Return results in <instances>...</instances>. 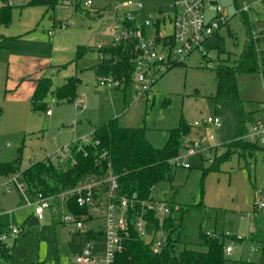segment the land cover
<instances>
[{"label": "rangeland", "instance_id": "1", "mask_svg": "<svg viewBox=\"0 0 264 264\" xmlns=\"http://www.w3.org/2000/svg\"><path fill=\"white\" fill-rule=\"evenodd\" d=\"M87 1L62 0L54 7L30 4V0L8 2L11 21L8 25L0 22V162L21 157V167L26 168L49 157L65 166L72 157V146H80L87 136L92 138L94 127L113 118L121 126L144 127L148 139L163 147L169 130L185 120L190 131L181 138L180 156L186 152L185 145L195 139L213 146L208 156L187 157L188 168L175 164L173 180L157 184L155 196L166 197L184 209L182 246L204 249L203 234H217L224 236L225 247L233 246L227 254L228 264H258L256 259L264 252V216L254 207L259 190L264 188V150L246 159L233 153L219 168L211 165L216 155L226 150L224 145L239 135L243 112L252 111L255 117L261 114L264 0H218L227 23L209 38L210 56L193 52L184 64H175L158 77L144 96L134 84L105 87L92 67L100 61L97 45L112 43V9L116 4L119 13L134 9L139 0H129L128 5L120 0ZM142 1L140 18L170 11L173 0ZM2 4L0 0V7ZM215 12L214 5L206 8L208 16ZM164 27L168 32L173 29L169 21ZM251 31L259 70L237 72L240 103L217 98L214 68L218 63L238 64ZM79 45L88 47L87 55L75 60ZM68 74L82 77L75 100L50 94L46 101L52 112L48 113V108L34 110V81L23 78L52 76L57 86ZM210 115L219 116L221 126L204 124ZM250 125L246 122V128ZM211 132L214 140L207 139ZM18 184H24V189H18ZM29 199L33 193L19 172L0 179V222L6 230L11 225L23 229L6 240L13 252L11 257L0 255V264H71L87 240L93 242L95 252L103 250V203L86 216L92 234L87 228L63 222L52 208L43 218L32 215Z\"/></svg>", "mask_w": 264, "mask_h": 264}, {"label": "trees", "instance_id": "2", "mask_svg": "<svg viewBox=\"0 0 264 264\" xmlns=\"http://www.w3.org/2000/svg\"><path fill=\"white\" fill-rule=\"evenodd\" d=\"M1 1L3 4L0 7V22L8 25L11 21L9 0ZM60 2L62 0H30L29 3L54 7ZM86 51H88L86 45H79L75 60L83 58ZM96 51H103L106 54L104 59L92 64L98 76L113 74L125 85L131 83L134 69V52L131 44H128L125 49L122 45L117 47L104 45ZM214 70L218 81L216 97L230 98L236 103H240L237 72L259 70L252 31L241 53L239 63H218ZM32 79L35 81V89L31 98L34 110L47 109L46 99L50 94L55 95L58 99L75 100L78 87L82 82V78L76 74L67 75L63 82L57 86H54L52 76H39ZM254 119L252 111L243 112L239 135L224 145L226 150L221 155H216L211 168H219L220 164L233 153H238L246 159L264 149L259 144L240 137L247 130L246 122H252ZM189 131L190 125L182 120L177 127L169 130L170 136L166 144L163 147H157L146 136L144 127L121 126L117 119L113 118L94 127L92 136L99 139L100 143L74 145L72 157L65 166L58 165L51 158L45 157L22 168L21 157H18L0 162V177L19 172L33 194L38 189L47 193H58L78 185L91 174L105 175L107 160L102 157V153L107 150L111 154L114 172L119 175V191L128 194L137 192L140 196L141 210L142 201H151L156 198L157 184L173 180V166L170 159L179 154L181 138ZM68 208L77 214L88 212V208L80 206L75 197L68 200ZM148 216L151 221L148 229L151 231L154 227H158L159 219L153 211H148ZM183 216L184 209L178 207L177 209L173 208L172 213L166 217L165 228L169 235L167 244L161 251H155L151 242L139 236L132 222L131 233L125 238L126 247L117 253L113 264H228L229 258L225 252L224 236L204 233V249L189 247L186 244L181 245ZM5 230V226L0 224V234ZM12 249L13 246L0 239V255L11 257ZM258 263L264 264V257H261Z\"/></svg>", "mask_w": 264, "mask_h": 264}, {"label": "built area", "instance_id": "3", "mask_svg": "<svg viewBox=\"0 0 264 264\" xmlns=\"http://www.w3.org/2000/svg\"><path fill=\"white\" fill-rule=\"evenodd\" d=\"M122 4H130L129 0H120ZM11 3V0H9ZM90 4V0L86 2ZM214 5L215 14L208 16L206 8ZM264 5V3H263ZM143 8V1L136 2V8L125 9L118 12V4L112 9L113 32L112 47L122 45L125 49L131 44L134 52V69L130 84H134L139 94L144 96L151 90L152 85L170 67L178 63H185L186 58L193 52L199 51L203 56H210L208 40L218 32L219 28L227 23L224 7L218 0H173L170 11H162L157 16L140 18L139 12ZM169 21L173 29L165 30ZM64 26L65 23L61 22ZM50 34L54 30H49ZM104 45H97L98 48ZM99 52V58L104 59L106 54ZM100 84L108 88H116L125 84L113 74L99 76ZM54 100V97H53ZM75 105L79 103L75 101ZM261 114L256 117L240 136L247 141L259 144L264 148V100L261 102ZM51 113V109H47ZM204 124L221 126V118L210 115ZM200 125V122H196ZM207 139L214 140L215 134L209 133ZM99 144L100 140L93 136H87L80 144ZM213 145H206L200 139L190 141L185 145L186 152L183 156L178 154L170 159L172 166L181 165L190 167L187 157L196 154L208 156ZM73 147V146H72ZM264 150V149H263ZM102 157L107 160V172L103 176L91 174L78 185L60 191L58 193H47L38 189L33 194V199L28 204L34 206V213L43 218L47 209H53L55 213L61 214V220L65 223H73L76 228H87L94 234L92 228L88 227L86 216L92 215V211L103 203L105 227L101 231L104 235L103 250L95 252L93 242L87 240L84 246L76 253L71 264H113L118 252L125 249V238L130 235L132 222L138 235L151 242L155 251H161L168 241V231L165 228L166 217L172 213L173 204L167 198H155L151 201H142L140 210V196L137 192L132 194L121 193L119 175L114 172L111 154L104 150ZM18 189L23 190L24 184H18ZM104 187V190H103ZM76 198L80 206H86L88 212L77 214L68 208V200ZM102 207V206H101ZM255 211L264 216V188L260 189L255 200ZM148 211L155 212L159 219L158 227L151 231L148 225ZM92 218V217H90ZM21 226L11 225L8 230L0 234V239L6 241L8 238L20 233ZM243 236H239L241 238ZM233 246L225 247L226 254H231Z\"/></svg>", "mask_w": 264, "mask_h": 264}, {"label": "crops", "instance_id": "4", "mask_svg": "<svg viewBox=\"0 0 264 264\" xmlns=\"http://www.w3.org/2000/svg\"><path fill=\"white\" fill-rule=\"evenodd\" d=\"M86 55H87V54H85L84 57H85ZM84 57H83V58H84ZM81 59H82V58H81ZM94 64H95V63H94ZM90 67H91V66H90ZM57 68H58V67H57ZM59 69H60V68H58L57 70H59ZM68 75H70V74H68ZM76 75H78V74H76ZM66 76H67V75H66ZM66 76H65V77H66ZM78 76H79V75H78ZM36 77H39V76H36ZM65 77H64V78H65ZM80 77H81V76H80ZM27 78H28V79H32V78H34V77H31V76H28V77H27V76H26V79H27ZM81 78H82V77H81ZM23 80H24V78H23ZM32 80H33V79H32ZM33 81H34V80H33ZM34 89H35V81H34ZM33 92H34V91H33ZM32 94H33V93H32ZM31 98H32V95H31ZM31 105H32V104H31ZM256 116H257V115H256ZM254 117H255V114H254ZM255 118H256V117H255ZM149 140H150V139H149ZM42 159H43V158H42ZM4 177H6V176H1L0 179H1V178H4ZM3 182H5V181H3ZM156 198H159V199H160V198H166V197H161V196L158 197V196H156ZM29 205H30V204H29ZM30 206H32V208H33L32 211H31L32 215L37 216V215L34 213V206H33V205H30ZM53 212H54V211H53ZM0 213H1V211H0ZM54 213H55V212H54ZM37 217H38V216H37ZM38 218H39V217H38ZM0 224L4 225V223H1V222H0ZM21 227H22V226H21ZM22 230H23V229H22ZM12 250H13V249H12ZM12 252H13V251H12ZM261 257H264V252H262V253L259 254V257L256 259V263H258V261H259V259H260ZM71 262H72V261H71ZM99 263H101V262H99ZM34 264H43V261H40V262H37V263H34ZM258 264H259V263H258Z\"/></svg>", "mask_w": 264, "mask_h": 264}]
</instances>
